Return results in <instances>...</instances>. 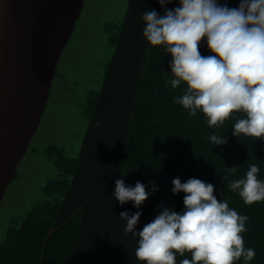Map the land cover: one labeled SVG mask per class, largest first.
Masks as SVG:
<instances>
[{
  "label": "trees",
  "instance_id": "trees-1",
  "mask_svg": "<svg viewBox=\"0 0 264 264\" xmlns=\"http://www.w3.org/2000/svg\"><path fill=\"white\" fill-rule=\"evenodd\" d=\"M221 2L238 7L240 0ZM178 4L173 0L168 7ZM146 9L163 14L158 0H131L124 22L105 26L115 55L103 91L89 100L91 125L82 156L68 159L62 148L50 147L60 173V179L44 188L52 201L36 207L20 226L7 232L0 245V264H125V252H131L137 238L125 235L120 212L142 211L139 230L154 219L161 204L182 211L185 194L171 190L176 177L182 182L195 177L212 183L218 199L228 200L231 208L247 215L242 235L245 247L256 251L250 264H264V201L247 205L228 187L232 179L245 176L250 164L259 166L258 179L264 180V140L233 136L231 117L211 129L202 112L192 117L175 102L186 85L166 86L172 78L171 57L164 46H152L143 36ZM200 51L212 54L206 43ZM234 115L243 117V113ZM214 131L227 137L228 143L211 144L208 136ZM120 178L132 186L155 181L159 190L141 209L132 202L121 206L112 196ZM185 256L190 259V254ZM236 264H243V258Z\"/></svg>",
  "mask_w": 264,
  "mask_h": 264
},
{
  "label": "clouds",
  "instance_id": "clouds-1",
  "mask_svg": "<svg viewBox=\"0 0 264 264\" xmlns=\"http://www.w3.org/2000/svg\"><path fill=\"white\" fill-rule=\"evenodd\" d=\"M158 3L163 14L155 9L142 13L143 36L152 46H164L171 57L172 78L166 86L186 85L175 102L192 117L202 112L211 129L231 117L233 136L264 140V0H240L238 7L221 0H179L174 8L168 7L173 0ZM205 43L212 54H201ZM208 139L214 146L228 143L215 131ZM259 172L257 164H250L243 178L229 181L228 187L247 205L264 201ZM172 185L173 194H185L182 211L161 204L154 219L139 230L142 211L119 214L125 235L137 238L136 258L144 264H236L243 258V264H250L256 251L245 247L242 235L249 217L231 208L228 200L218 199L210 182L176 177ZM158 190L155 181L132 186L120 178L112 196L121 206L132 202L141 209Z\"/></svg>",
  "mask_w": 264,
  "mask_h": 264
},
{
  "label": "rangeland",
  "instance_id": "rangeland-1",
  "mask_svg": "<svg viewBox=\"0 0 264 264\" xmlns=\"http://www.w3.org/2000/svg\"><path fill=\"white\" fill-rule=\"evenodd\" d=\"M130 3L131 0L86 1L77 30L62 51L46 109L1 203L0 245L7 232L20 226L31 211L52 201L44 188L60 179V173L50 147L62 148L68 159L81 158L91 125L89 100L93 93L103 91L108 65L115 55L104 28L121 25Z\"/></svg>",
  "mask_w": 264,
  "mask_h": 264
},
{
  "label": "water",
  "instance_id": "water-1",
  "mask_svg": "<svg viewBox=\"0 0 264 264\" xmlns=\"http://www.w3.org/2000/svg\"><path fill=\"white\" fill-rule=\"evenodd\" d=\"M87 0H0V206Z\"/></svg>",
  "mask_w": 264,
  "mask_h": 264
},
{
  "label": "crops",
  "instance_id": "crops-1",
  "mask_svg": "<svg viewBox=\"0 0 264 264\" xmlns=\"http://www.w3.org/2000/svg\"><path fill=\"white\" fill-rule=\"evenodd\" d=\"M116 234H118V233L116 232ZM136 244H137V243H136ZM136 244H135V247L131 248V252H129V251L125 252V264H128V262H129L130 260H135V261H136L135 264H137V263H139V262H142V261H139V260L136 258V255H135V251H136V248H137V246H138V245H136Z\"/></svg>",
  "mask_w": 264,
  "mask_h": 264
}]
</instances>
